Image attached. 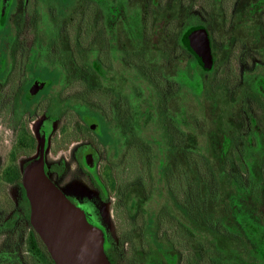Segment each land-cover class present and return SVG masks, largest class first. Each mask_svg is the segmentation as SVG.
I'll return each instance as SVG.
<instances>
[{"label": "flooded vegetation", "instance_id": "1", "mask_svg": "<svg viewBox=\"0 0 264 264\" xmlns=\"http://www.w3.org/2000/svg\"><path fill=\"white\" fill-rule=\"evenodd\" d=\"M48 1L49 9L52 11L54 0ZM136 1L140 12L137 31L143 40L141 43L143 47L134 49L133 42H136L134 22L123 13L124 6H116L113 3L109 6L103 0H99L97 4H100V10L96 13L95 21L98 41L95 40L93 57L89 52L72 55L68 53L54 55L53 52L48 54L47 51L54 50L55 39L49 43L48 49L46 47L47 51L45 49L46 58L51 55L54 58L61 57L62 60L71 57L80 61V64L76 63L80 69L70 71L64 67V62L56 68H50L51 66L41 64L38 59L40 65L37 66V61L32 62L36 58L31 57L30 63H27L29 48L26 47L24 40L21 42V39H33L34 55L38 49L45 48L36 46L39 41L35 29L27 33L21 29L17 30L13 50L10 52L6 49V40L18 23L16 19L12 22L15 0H0V129L2 130L0 156L3 158V163L0 164V264H52L45 245L30 222V204L22 184V170L27 162L19 165V160L23 156L30 159L38 153L40 137L45 139L46 174L72 203L85 211L91 224L101 228L104 235V251L111 264H148L150 252H155L156 246L149 240L147 243L137 244L132 237L136 232L145 230L142 224L146 222L145 227L149 226V220L155 219L163 209L174 211L176 217V233L177 236L179 235L177 264L181 262L182 237L180 236L183 233V224L190 230L195 255L198 259L200 257L198 264H230L227 253L225 251L221 253L215 239L216 235L220 234L219 215L214 212L211 217L209 216L216 172L219 169L223 171L225 179L223 182L226 185L227 182L230 183L233 172H236L241 180L238 194L232 199V206H228L229 211L225 209L230 215L235 211L237 214H242L241 217L249 218L252 232L258 239L253 248L257 257L264 262V226L255 216L250 215L246 204L252 202L253 207L258 208L264 202V180L251 182L253 181L251 172L256 174L258 170V164L252 158L264 155V6L245 5L249 10L248 19L238 22L227 20L224 15H218L220 19L215 20L213 15L218 11H211L208 15L210 24L199 32L206 33L208 38L210 49L208 65L202 63L191 48L192 35L199 34L196 32L199 29L191 31L183 38V29H179L178 23L163 21L164 30L155 46L165 63L160 67L149 68L146 53L148 45L152 42L151 38L155 35L153 13L159 8L162 10L163 0ZM36 2L38 3L39 0ZM238 7L240 8L233 5L234 11ZM184 8L189 9V5H184ZM27 18H32V15H28ZM176 18L179 21L180 18ZM80 22L79 33L83 40L87 32L86 21L80 20ZM109 23H112L113 27ZM6 25L9 26V32ZM103 28L106 29L105 35ZM72 74L93 75L95 84L88 85V80L85 79L71 81L69 76ZM111 75H114V80L111 79ZM244 76L252 79L251 85L245 84ZM147 84H152L155 89L159 114L151 117V108L148 106L141 112V117L134 116L135 101L132 97L135 90L136 93L141 92ZM185 89L191 91L195 97L196 108L192 116L191 132L190 135L188 134L189 153L192 156V212L189 223L184 221L181 206L183 201L181 161L187 152L183 151L181 142L173 150L168 143L166 132L168 126L181 132L185 130L183 122L175 119L177 115L171 112V103L178 99ZM86 90L94 94L87 96ZM72 91L77 92V95H71ZM231 92H235L236 96V103L231 108L232 111L235 110L233 123H228L222 128L214 127L218 136L212 139L201 132L205 127L208 105L214 100V94L224 97ZM148 103H151V100ZM76 107L83 108L84 116H80V111ZM168 108L171 117L167 115ZM40 116L44 119L38 122ZM73 119L76 120L75 129L69 134L66 130L71 124L70 120ZM141 119H149V121L154 119L158 122V132L155 133L158 140L152 139V136H145L144 127L142 130L141 127H137L142 123ZM54 121L66 122L64 138L72 137L73 134L74 138L78 135L85 137V133H88L87 137L91 144L81 145L76 154L78 158L83 152L90 151L85 159L78 163L83 174L95 188V194L82 186H78L79 188L69 186L64 189L56 182L55 171L51 169L46 159L55 142L56 135L53 133L52 123ZM36 122L38 125L34 131L32 124ZM86 122H90L88 125L93 132L88 130ZM143 125L148 127L149 124L143 122ZM200 125L202 128L199 130ZM103 140H106L104 144L101 143ZM141 141L151 147L149 153L153 156L176 158L177 164L174 169H176L175 179L178 187L175 196L177 204L176 206L172 204L166 187V175L164 177L159 175L161 166L163 168L169 166L166 160H161L162 165L153 167L157 169V173L152 172L147 176L150 182L151 175L157 179L153 193L149 189L148 192L142 190L141 192L138 189L141 194L136 201L133 198V191L129 195L130 201L132 200L131 217L135 216V219L128 220L129 238L124 241L121 230L112 228V211L110 214L106 211L110 191L102 179L103 173L99 171L103 170L104 166L99 164L97 152L100 149L107 153L105 151L107 149L114 154L118 152L121 156H134L145 152L141 149ZM92 142L96 144L97 149ZM109 142H112V145H109ZM7 144H10L9 150ZM91 148L94 149L93 152ZM262 172L263 168H261L263 177ZM131 184L134 186V177ZM156 187L158 191L155 190ZM151 200H155L154 210L148 209ZM259 201L261 205L258 204ZM138 202L145 213L137 215L138 208H135V205ZM141 215H145V218L140 219ZM233 218L238 222L240 216L235 218L233 215ZM136 219L140 223H137ZM237 225L240 236L245 237L244 226L239 222ZM167 229L168 226L164 227L165 231ZM153 231L156 233V226L153 227ZM153 235L148 236L151 238ZM160 258L162 263V257Z\"/></svg>", "mask_w": 264, "mask_h": 264}, {"label": "rangeland", "instance_id": "2", "mask_svg": "<svg viewBox=\"0 0 264 264\" xmlns=\"http://www.w3.org/2000/svg\"><path fill=\"white\" fill-rule=\"evenodd\" d=\"M34 1V2H33ZM67 1V0H66ZM84 1L86 0H69L67 1V5H62L60 4L59 0H54V7L53 10L50 11L49 9V1L48 0H39L37 3L36 0H15V9L13 11V19L12 22L17 20V23L20 25H16L13 23V26L15 28L13 31L10 33L8 36V39L6 40V49L10 50V52L13 50L12 47L15 45V37L17 35V30L21 29V31L30 32V31H36L37 33V41H39L36 46L37 47H45L42 49H38L36 52V55H34V47L35 44L33 42V39H21V42L23 40L25 41L26 47L29 48L28 51V57L26 58L27 63H30L31 57L36 58V60H32V62L37 61V66L40 65L39 61L41 64H47L48 66H51L50 68L53 67H58L60 66L61 63H63V60L61 57L56 56L55 58L51 55H48L46 58V54L44 52L47 51L49 43L52 41H59V48L60 50L62 49V46H64L66 49L68 48V43L70 40L73 38L71 37L72 34H76V32L79 31V26L81 25V22H75L74 16L75 12L78 11L77 8L79 7L78 5H81ZM99 0H94L93 5V11L98 12L100 10V4H97ZM106 4L111 5H122L124 6L123 8V13L132 18L134 22V31H135V40L136 42H133L134 49L137 50L139 46L143 47L141 43H143L140 38V34L138 35L139 31L138 29V23H139V6L137 4L136 0H103ZM248 1H253L256 2L258 0H248ZM247 1V2H248ZM91 2V1H90ZM210 5H206L207 0H163L161 2L162 4V10L159 8L158 10L154 11V32L155 35L152 36L151 44L148 45L147 48V53H146V59H147V66L149 68L153 67H160L161 64L165 63L163 61V58H161V55L159 54V51L156 49L155 43L159 41V38L162 36V32L164 30V22L166 21H173L174 24L178 23L179 29H183V38L188 36L191 31L193 30H200V29H205L208 24H210L211 20L208 17L209 14H211V9L212 10H217L218 12H215L216 15H213L215 20L220 19L218 15H224L227 17V20H233V21H244L248 19V7H245V5H241L240 8L236 11L233 9V3L230 0H208ZM246 2V3H247ZM49 4V5H48ZM78 4L75 8L74 5ZM248 4V3H247ZM180 5L183 7H180ZM184 5H189V9H185ZM249 5V4H248ZM246 5V6H248ZM73 6V7H72ZM211 6V8H210ZM222 8H221V7ZM250 6V5H249ZM81 16H79L78 20H84L89 21L91 18L90 15H87L84 10L81 12ZM95 13V16H96ZM179 14V15H178ZM28 15H32V18H27ZM179 17V21L178 18ZM37 19V20H34ZM77 19V18H76ZM93 18H91L92 20ZM36 21V23L34 22ZM33 22V23H32ZM89 22H86V25ZM95 23V21L93 22ZM111 27H113L112 23ZM85 25V29L87 26ZM110 26V25H109ZM16 33V35H15ZM103 34H106V29L103 28ZM15 36V37H14ZM59 36V39H57ZM78 37V36H77ZM82 40V44H87V46L92 47V41L95 39L98 41V34L96 32V25L94 24L91 25L89 23L88 25V32H86V36H84ZM159 37V38H158ZM36 41V42H37ZM87 41V42H86ZM63 42H66V45L62 44ZM48 46V47H47ZM85 46V45H84ZM47 47V49H46ZM56 48V49H57ZM95 48V45H94ZM94 48L89 50L91 54V57L94 55ZM46 49V51H45ZM68 50V49H67ZM48 54H62V52H55L52 51L51 49L47 51ZM39 54V55H38ZM35 56V57H34ZM29 58V59H28ZM39 61H38V60ZM125 74H127L125 72ZM129 75V74H128ZM114 80V75H111ZM245 79V84L251 85L252 79L248 76H244ZM191 81V79H190ZM68 84H73L72 82H68ZM111 84V83H110ZM75 85V84H74ZM241 85V84H240ZM242 87V85H241ZM126 93V92H124ZM71 95H77V92H71ZM131 95V94H130ZM132 97V95H131ZM214 100L211 101V103L208 105L207 109V115L205 117L206 123H204L205 127L202 128V126H199V130L201 129L202 133H205L212 137V139L218 136L216 134L217 132L215 131V128H222L224 125H228V123H233V112L232 111V105L235 104L236 96L235 92L234 93H228L224 97H218L214 94L213 96ZM132 100L135 101V110H134V116H140L141 112H143V109L146 107L150 106V116L154 115L157 116L158 111V99L155 93V89L152 86V84H147L145 85V89L142 88L141 92L136 93L132 97ZM151 100V103H148ZM94 101H92L93 103ZM171 112L173 111L177 117L175 116V119H180L183 122V127L186 131L187 134L191 132V125L193 123L192 116L193 113L196 111L195 108V97L192 95V92L185 89L183 90L178 99L174 100L173 103H171ZM170 108H168V113L169 117H171ZM141 117V116H140ZM152 117V116H151ZM38 122L42 119H44L43 116H40L38 118ZM135 119H137L135 117ZM142 120V123L137 127H144V133L145 136H152L154 140H158L157 135H155L156 132H158V122H156L154 119L148 120ZM143 122L146 124H149L148 127L143 125ZM53 123V133L56 135L55 137V142L50 148L49 155L46 157L47 163L49 166H51V169L54 170V177L56 178V182L59 183V185L66 189V187H73V188H79L78 186H82L92 192L93 194L96 193L95 188L91 185L90 181L88 178L83 174L82 168L79 166L80 160L85 159L86 155L90 153L88 150L87 152H83L78 158L77 154L79 148H81V145L86 146L87 144L90 143L89 137H87L88 133H85V137L77 136L74 138L73 136H69V138H64L65 134V129L64 127L66 126V122H59V121H54ZM70 126L66 130L68 133H72L75 129V123L76 120L73 119L72 121L70 120ZM38 123L32 124V129L35 131ZM215 127V128H214ZM149 129V130H148ZM213 129V131H212ZM139 130V129H138ZM1 129H0V135H1ZM151 134V135H148ZM190 135V134H189ZM216 135V136H215ZM10 138V135L8 136ZM220 141L222 139L220 138ZM93 146L95 149H97V146L94 142ZM222 144V142H221ZM8 150L10 149V144H7ZM1 136H0V151H1ZM92 152L94 151L93 148ZM7 150V151H8ZM97 152V160L99 161V164L103 167V170H99L100 173L102 174V179L103 181L107 184L109 187V195H110V200H108V204L106 206V211L110 214L111 211L113 213V223H112V228H116L121 230V233L123 236L122 239L124 241L129 238V232H128V218H126V222L122 221L124 218L121 216V208H122V203L117 199L118 192L117 190L111 187V182H116L117 180L123 181V183H129V176L126 174L122 173L119 175V172L117 170H110V167L108 165V162L114 163V153L108 151L105 149L107 153H105L102 150H98ZM91 152V153H92ZM36 155V154H35ZM34 155V156H35ZM172 157V160L170 161ZM166 156V157H160V160H163L168 163L173 165V168H176V158L173 156ZM2 156H0V164L3 163ZM31 159V158H30ZM29 158H26L23 156L19 160V165H24ZM252 160L256 161V164H258V170L256 174H253L251 172V178L253 181L251 182H256V180H264V155H262L259 158H252ZM184 160L181 161V168H185L184 166ZM53 167V168H52ZM261 168H263V172L261 176ZM111 171V173L109 172ZM176 169H174L175 172ZM103 171V172H102ZM154 173H157V169H153ZM110 173L112 176L111 178H107L106 174ZM223 171L219 169V171L216 172V178H215V185H214V196L211 204V212L209 213V216L211 217L212 213H218L219 215V230L220 234L216 235L215 239L218 245V248L221 249V253L225 251L227 253V259L231 262L230 264H264L263 261L260 260V258L257 257V254L255 253V250L252 246V244L246 239L244 236H240V229L239 226L237 225V222L234 220V217H239L241 218L242 214L240 215L239 213L234 211V213L230 212L228 214L226 212V209L228 210V206L230 207L233 204V198L237 196V192L239 191V188L241 186V180L237 177L236 172L232 173L231 176V181L230 183L227 182V185L224 183L225 179L223 177ZM134 175L130 178V184L132 182ZM128 178V179H127ZM224 180V182H223ZM255 180V181H254ZM130 185V194H132L133 191V198L136 201L137 198H140V192L139 188ZM139 189V190H138ZM159 196V195H158ZM95 201V200H94ZM126 201V200H125ZM155 200L150 201V207H148L149 210H154ZM157 201V200H156ZM167 201V200H166ZM170 201V200H168ZM132 202V200L130 201ZM250 202V201H249ZM247 207L249 209L250 215L255 216L257 218V221L264 226V202L261 205V202L259 201L258 204L261 206L256 208L255 206L253 207L252 202L246 203ZM142 206V205H141ZM226 208V209H225ZM114 209V210H113ZM229 211V210H228ZM110 216V215H109ZM244 216V215H243ZM142 217H145V215H142ZM245 217V216H244ZM252 224V223H251ZM257 228V227H256ZM243 229L241 230L242 233ZM244 233V232H243ZM137 232L134 234L135 238V243L140 244V240L138 238ZM191 242H186L182 243L180 246V252H181V262L178 264H198L199 259L195 255L194 249L195 246L193 245V239H189ZM257 238H255V243L257 244ZM213 242V241H212ZM216 242L214 244L216 245ZM255 244V245H256ZM259 245V244H258ZM150 258L148 260V264H165L164 259L162 260L161 263V258L158 254L154 253L153 251L150 252ZM143 263V262H142Z\"/></svg>", "mask_w": 264, "mask_h": 264}, {"label": "trees", "instance_id": "3", "mask_svg": "<svg viewBox=\"0 0 264 264\" xmlns=\"http://www.w3.org/2000/svg\"><path fill=\"white\" fill-rule=\"evenodd\" d=\"M69 1V0H67ZM67 1L66 0H59L60 4L62 5H67ZM91 1V2H90ZM213 1V0H212ZM232 1V3L234 5L237 6H241V5H253V4H258L260 6H264V0H258L256 2L253 3V1H248V0H230ZM248 1V2H247ZM248 4H247V3ZM74 5V4H73ZM76 6L78 4H75ZM74 5L73 8H75L76 6ZM93 5L94 4V0H86L84 1L81 5H78L79 7L77 8L78 11L75 12V16H74V20H76L75 22H79V16H81L80 11L82 12L84 10V12H86L87 15H90L91 18H93L91 20V18L89 19V22L92 24L94 21H96V16L95 13L93 11ZM206 5H210L208 0ZM211 8V6H210ZM212 11V9L210 10ZM249 13V12H248ZM77 18V19H76ZM83 20V19H82ZM85 20V19H84ZM89 23H87V28L86 31L88 32V25ZM7 27V32H9V26L6 25ZM202 30H198L196 32H201ZM196 35V34H195ZM78 36V37H77ZM194 36V35H192ZM71 37L73 38L72 40L69 41L68 43V50L62 46L63 50L58 49L60 46L59 41H54V50L55 52H62L63 53H68L70 55L72 54H78V53H84V52H89V50L92 51V49L94 48L95 45V39L92 41V47L87 46V44H82V35L78 32H76V34H72ZM59 39V36L58 38ZM87 42V41H86ZM62 44L66 45V42H63ZM85 45V46H84ZM59 46V47H58ZM58 47V48H57ZM57 48V49H56ZM90 53V52H89ZM64 62V67L68 68V70H79L80 67L77 66L78 64H80V61L78 62V60H75L74 58H66L63 59ZM77 63V65H76ZM90 69L92 68L91 66L89 67ZM70 80L73 81H81V80H88L87 84L94 86L95 82L93 81L94 76L90 75V76H79V75H70ZM43 78H48V77H43ZM76 84H79L78 82H76ZM87 91V92H86ZM86 95L89 96L90 94H94V92H89L90 90H86ZM76 109L78 111H80L79 114H81L80 116H84V110H82L83 108H79L76 107ZM88 110V109H87ZM87 123V122H86ZM90 122L87 123V128L88 130ZM90 132H93L90 129ZM167 134H168V143L170 145V147L174 150L177 148V144L179 142H181L183 144V151L187 152V155L185 154L182 157V161L184 160V166H186L183 169V179H182V210H183V214H184V221L186 223H189L191 220V212H192V177H191V166H192V156L190 155V147H189V135L186 133V131L184 130L183 132H181L179 129H171V126L167 127L166 130ZM106 140L101 141V143H105ZM138 143V142H137ZM142 147L141 149H144L145 152L144 153H140V154H136L134 156H129V155H124L121 156L118 152H116V154H114L115 158V162H108V165L110 167V170H117L119 172V175L124 173L127 176H129V183H123L122 179L121 181L117 180V178L115 179L116 182H111V187L117 190L118 195H117V199L119 201H121L122 204V208H121V216L124 218L122 221L126 222L125 216L126 218H128V220L131 219H135V216L132 218L131 217V212H132V207L130 205V199H129V195H130V178L132 177V175H134V183L135 186L138 187L140 189V191H146L148 192L152 190L153 193V187H154V183H157V179L151 175V182L150 180H148L147 176L149 174H152L153 172V167L155 165H162V161L160 159L159 156H153L152 154H150V150L151 147H148L145 145V142L141 141L140 142ZM109 145H112V142H109ZM145 145V146H144ZM172 160V157L170 159V161ZM168 167L163 168L161 166V171H159V175H162V177H166V187L168 189L169 192V196L172 199V204L176 206L177 204V199L175 200V196L178 192V187L176 184V179H175V172H174V168L173 165L168 164ZM109 170V172L111 173V171ZM107 173L106 177L107 178H111V174ZM128 179V178H127ZM153 181V183H152ZM155 181V182H154ZM157 186V185H156ZM106 187V186H105ZM107 190V189H106ZM156 191H158V188H155ZM141 191V192H142ZM141 194V193H140ZM126 200V201H125ZM135 208H138L137 215H139V213H145V211L143 210L140 202H138V204L135 205ZM174 211H170V210H161L159 212V214L156 215L155 219L153 218L152 220H149V226L147 225L145 227L146 222L143 221L144 224H142L143 228H145V230H140L137 232L138 238L140 240V244H144L147 243L148 240L152 241L151 243L154 244L156 246V250H154L156 254H158L159 256L162 257V260H165V264H177L179 256H178V242H177V233H176V225H175V214H173ZM140 219H143L145 217H142V215L139 217ZM127 220V221H128ZM137 223H140L138 221V219H136ZM241 225L244 226V230H245V237L246 239L252 244V246L255 248V238H256V234H254L252 232L251 229V222L249 220L248 217H241L240 219L237 220ZM237 222V223H238ZM157 224V225H156ZM156 226L157 231L156 233H153V227ZM168 226V229L165 231L164 227ZM129 228V226H128ZM149 228V229H148ZM146 229L147 232H146ZM149 231V232H148ZM186 234H185V233ZM153 233V234H151ZM136 234V233H135ZM136 235V236H137ZM150 235H153L151 238L149 237ZM182 243H186V242H191L189 239L191 238L190 236V230L189 228H187L185 226V224H183V233H182ZM46 253L48 254V258L51 261L52 264H54L53 260L51 259L48 251H46Z\"/></svg>", "mask_w": 264, "mask_h": 264}, {"label": "water", "instance_id": "4", "mask_svg": "<svg viewBox=\"0 0 264 264\" xmlns=\"http://www.w3.org/2000/svg\"><path fill=\"white\" fill-rule=\"evenodd\" d=\"M191 48L205 65L210 61L206 33L194 35ZM22 170V184L30 204V222L54 264H111L104 251V235L85 211L72 203L45 171V139Z\"/></svg>", "mask_w": 264, "mask_h": 264}]
</instances>
